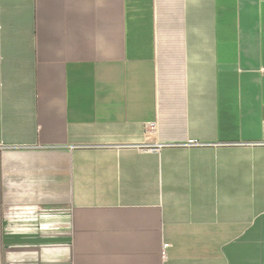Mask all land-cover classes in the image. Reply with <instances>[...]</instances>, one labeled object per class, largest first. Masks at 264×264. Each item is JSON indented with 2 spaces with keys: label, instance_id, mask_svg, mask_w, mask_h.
<instances>
[{
  "label": "crops",
  "instance_id": "crops-1",
  "mask_svg": "<svg viewBox=\"0 0 264 264\" xmlns=\"http://www.w3.org/2000/svg\"><path fill=\"white\" fill-rule=\"evenodd\" d=\"M0 264H264V0H0Z\"/></svg>",
  "mask_w": 264,
  "mask_h": 264
},
{
  "label": "built area",
  "instance_id": "built-area-1",
  "mask_svg": "<svg viewBox=\"0 0 264 264\" xmlns=\"http://www.w3.org/2000/svg\"><path fill=\"white\" fill-rule=\"evenodd\" d=\"M168 247L167 244H163V251L165 250V248Z\"/></svg>",
  "mask_w": 264,
  "mask_h": 264
}]
</instances>
